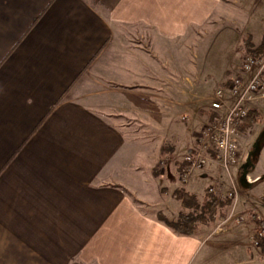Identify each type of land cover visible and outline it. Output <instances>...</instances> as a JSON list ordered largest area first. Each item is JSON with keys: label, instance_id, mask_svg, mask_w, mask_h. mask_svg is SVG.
<instances>
[{"label": "crops", "instance_id": "0c3cea01", "mask_svg": "<svg viewBox=\"0 0 264 264\" xmlns=\"http://www.w3.org/2000/svg\"><path fill=\"white\" fill-rule=\"evenodd\" d=\"M240 1L0 0V264H192L220 246L134 204L120 167L126 117L149 102L155 118L182 106L191 151L238 63L185 72L158 56Z\"/></svg>", "mask_w": 264, "mask_h": 264}, {"label": "rangeland", "instance_id": "374dc122", "mask_svg": "<svg viewBox=\"0 0 264 264\" xmlns=\"http://www.w3.org/2000/svg\"><path fill=\"white\" fill-rule=\"evenodd\" d=\"M263 35L264 0H241L239 5L228 8L222 21L199 33L193 43L170 44L167 52L160 54L158 59L161 63L164 62L162 58L169 56L168 62L171 65L181 62L185 72L195 70L203 73L209 67L224 70L230 59H233L232 65L238 63L239 68L243 57L250 55L245 47L246 41L251 48H257ZM144 40L141 39L144 49L151 48ZM182 73L181 69L171 79V98L179 97L177 92L183 84ZM150 106L149 102L144 114H128L125 120L131 133L127 136L129 143L120 171L126 173V184L134 204L145 206L143 208L151 216L161 211L173 219L180 211L179 203L172 198L175 190L184 189L200 201L208 191L219 202L214 207L211 226H199L197 231L210 244L218 242L220 246L210 249L209 244H205L192 264H264L262 102L253 108L258 112L257 120L249 127L238 129L239 166L225 171L211 161L214 156L211 153L204 169L192 171L186 183L181 182L180 173L187 168L184 157L189 153L188 130L191 132V128L183 108L179 104H169L164 109L167 116L155 118L151 116ZM249 154L250 165L247 162ZM183 164L185 168L182 169L180 166Z\"/></svg>", "mask_w": 264, "mask_h": 264}, {"label": "built area", "instance_id": "2783aa9c", "mask_svg": "<svg viewBox=\"0 0 264 264\" xmlns=\"http://www.w3.org/2000/svg\"><path fill=\"white\" fill-rule=\"evenodd\" d=\"M258 102L264 105V56L247 55L227 87L213 92L209 108L214 116L210 123L203 124L194 147L184 157L187 168L180 173L182 183L192 171L204 169L211 153V161L225 171L239 166L238 129Z\"/></svg>", "mask_w": 264, "mask_h": 264}, {"label": "trees", "instance_id": "16d2710c", "mask_svg": "<svg viewBox=\"0 0 264 264\" xmlns=\"http://www.w3.org/2000/svg\"><path fill=\"white\" fill-rule=\"evenodd\" d=\"M249 44L250 43L246 41L245 47L248 54L257 57L264 56V35L261 44L257 48H251ZM257 113V111L251 109L243 121L242 126L239 127V130H242L244 126H251L257 120ZM180 168H185L184 164L181 165ZM118 189L122 190L130 197V194L124 188L118 187ZM172 198L180 205V211L177 213V216L171 219L163 212L158 211L155 215L157 222L166 226L174 234L186 237L196 236L198 233L197 230L200 228L199 226L203 228L211 226L213 222L211 216L219 200L209 195L208 191H206L202 201H200L196 195L188 193L184 189L175 190L172 194ZM133 202L135 203L134 200Z\"/></svg>", "mask_w": 264, "mask_h": 264}, {"label": "water", "instance_id": "95a60500", "mask_svg": "<svg viewBox=\"0 0 264 264\" xmlns=\"http://www.w3.org/2000/svg\"><path fill=\"white\" fill-rule=\"evenodd\" d=\"M250 157H251V154H249L248 157H247V162H248L249 165H250Z\"/></svg>", "mask_w": 264, "mask_h": 264}]
</instances>
